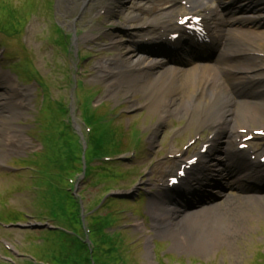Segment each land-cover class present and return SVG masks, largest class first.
Returning a JSON list of instances; mask_svg holds the SVG:
<instances>
[{"label":"rangeland","instance_id":"rangeland-1","mask_svg":"<svg viewBox=\"0 0 264 264\" xmlns=\"http://www.w3.org/2000/svg\"><path fill=\"white\" fill-rule=\"evenodd\" d=\"M10 2L20 3L21 0H11ZM9 4L10 3L8 1L4 0V8L9 7ZM76 5L78 6V4ZM80 9L81 7L78 9L74 5L68 10H62L58 12V14L60 15V21L56 22L54 20L50 22L48 19H46V10L41 7L39 13L33 15L34 17L30 16L28 18L32 23V25L28 29L27 35V37H29L30 43L27 45L28 47H20L23 53H19L20 50L18 53L14 52L13 61L9 63L6 62L7 64H4L3 60L5 59V56H8V53L4 56L0 54V71L4 74H7L11 82H14L24 90H29V96L31 97L29 104L30 106L26 109V111L22 112L20 110V112H16V114L14 112L10 114L12 115V117H15V120H17L14 125L17 130L23 133L26 139V143H23L21 141L14 142L9 139L7 140L8 146L6 145L5 148L2 149L4 150V154L6 155L4 157H1L0 159V212L2 214L4 213L3 215H0L3 217L9 215V211H13L12 213H14L16 217L20 216L22 212H26L29 215L36 214L40 216L47 213V209L42 206L43 195L41 194V191L35 190V187H37V185H35L34 179L39 172H37V170L33 168L29 169L27 164L26 167L22 163L17 162L16 165L19 166V170L17 169L15 174L18 177H14L11 175L14 171L10 167L15 165V160L29 158L30 155L43 151L49 153V151L53 150L52 153H56L55 149H48V147L50 146H48L47 144V137L50 136V131L47 127H45V125L50 121H45V114L43 116V122H41V124H37V121L40 117L39 109L41 107V101L44 100L45 94L39 91L36 84L34 85L33 82H28L27 77L25 76L26 74H23V72L27 68L23 65H25L26 60H30L33 64L31 65V67L35 70L36 73L42 76L43 83L48 85V92L49 94H51V96H53L52 98L59 99L61 97H64L66 100L63 99V101L67 103V101L70 100L71 87H69L68 85H64L67 84L65 83V81L69 80V78L74 77L76 79L77 77L78 72L75 70L77 65L79 64L77 59L75 58L76 55H78L79 52H82V56L85 58L86 50L88 49L87 47L92 48L93 50H100L101 48V45L94 46L91 44H86L87 41H83L81 39L84 34L96 35L97 33H100L101 27L100 24L96 26L91 24V19L87 16L86 10H84V14H82L81 17L79 14ZM55 10L56 9H54V12ZM22 15L24 17H21V21L25 22L27 16H25L23 12ZM79 18L82 19L81 25H84L83 27L80 26V30H78L79 27L75 28V25L79 24V22L75 23V21L76 19L79 20ZM54 24H56V26H59L63 31H65V33L72 36L70 45L68 46V53L70 54H66L63 52L62 48L57 43V36H55V39H53L55 27ZM76 31H82L83 35L81 36L79 34L77 36L75 34ZM91 41L93 40L90 39L89 42ZM7 43L8 38H6L5 36H1L0 47L4 46V44L7 45ZM13 46L14 44L12 42L6 46L10 54L12 49L14 51ZM3 49L4 47L1 48V52L3 51ZM124 51L125 50L123 49L121 50V52ZM73 52V56H70ZM103 57H105V55L100 54L97 57L93 58V62L90 64L89 60L87 62L85 61V63H80L81 66L83 65V67L80 69L81 73L83 74L80 75L79 73V79L81 80L83 77V80L86 84L97 86L92 90V92L96 91L97 89L100 90V88H102L101 91L103 92V95H100L101 97L97 102L102 100L110 101L112 105H122L119 107L120 109L130 107L129 105L123 104L125 94L122 91L123 88L119 89V91H114L115 94L111 93L110 95V92H107L104 83L97 79L98 75L96 76V69L94 67L97 63V59H102ZM17 66L19 67L18 73L20 75V79L22 78L21 80L17 77V74L15 72L16 68L14 69V67ZM90 66H93V68L91 69ZM90 72L93 73L91 78L88 77V73ZM21 73L23 75H21ZM24 82L27 83L24 84ZM86 90H88L87 87L84 86L82 88L80 84L79 92L84 93ZM18 95V97L17 95L12 96V104H15L19 101L21 102L25 97V95L23 94ZM107 95L108 97H105ZM134 98L137 99V101H145V99H148L146 97H142L141 94ZM74 99H77L76 96ZM94 101L95 98L90 101L82 99L81 106L84 110L91 111L93 115H98L99 109L95 107ZM106 105L107 107L109 106V104ZM50 107L55 108L56 102L55 104L52 102V104H50ZM51 108H48V110H50ZM118 111L119 110L115 111L114 113H117ZM72 115L76 119V122H74V126L77 132L82 137V133H84L85 130L80 126L79 122H77L80 114L78 113L76 106L73 107ZM148 116H151L152 118L154 117L151 114H148ZM139 117L140 116L138 114L136 116H133L132 118L134 120H137ZM108 118H110V115L108 116ZM155 118L158 117L156 116ZM118 119L119 116L114 117L113 123L120 125V122L123 119ZM99 120L103 121L104 117H100ZM126 121L127 120H125V122ZM249 124L253 127L258 126L253 123ZM91 125L95 130L97 128H100L98 121L92 122ZM194 126L195 124L191 125V127L193 128ZM101 128H103L104 130H113L119 129L120 127H116L113 124L108 123L107 125H102ZM120 129L121 130L117 132L114 131L110 137L106 136V134L109 136L108 132H106V134L105 132H103L102 134L104 136V139L107 140L108 138H112L116 135L118 137L123 136L126 133L127 129L125 125L121 126ZM104 151V147L97 150L98 153H102ZM55 155L56 154H54V156ZM56 159H58V157ZM132 162V159L126 157L122 162L113 163L110 168L106 170V172L108 173L103 172L105 178H99V176L95 178L96 183H92L90 180L86 181V179L84 180V178H79L75 184H71L73 188H76L77 190H79V192L85 194L87 198V204H84L88 205V207H93L94 202L100 201L104 197L110 196L113 191L114 193H119L120 196H122L121 199L130 201L123 203L113 202L111 204V210L115 212H125L120 215L121 217H118V222L115 228L108 231L109 234H111V232L118 234V237L119 234H122L121 240H118L119 244L122 246L121 251L116 256H122L123 258L128 260L126 261L128 264H260L263 261L264 215L260 212V207H258L257 211L253 213L254 217H249L247 222H245L247 223V226L244 227L245 230L241 229L242 220L237 219L238 232L234 233L229 241H224L211 251H207L204 245H201L202 247L200 248H195L194 242L192 240L193 238L190 232L187 230H183V234L181 235L172 237L175 238V242L167 236V232L164 233L160 230V233L157 235L154 227L155 223L159 224V222L156 221L157 217L155 215H152L153 212L149 208L151 195L157 189V186L153 180H149L151 179V173L149 174V172L145 178H138V176L136 175L138 167L136 170V164ZM57 163L58 160L55 164ZM99 171L102 172L100 168L98 172ZM142 172H144V170ZM18 173L20 174L18 175ZM60 178L63 181L62 177ZM50 182L52 184H56L53 179H51ZM20 187L23 191L17 190V188ZM41 190L43 189L41 188ZM115 201L121 202V200L117 199H115ZM227 201H234V203L240 204L243 209L247 207L245 203L237 200V197L234 196L228 198L226 201L221 202L222 204L219 205V207L222 208V210L225 208V204L227 203ZM220 208H218L217 210H220ZM51 211L54 213L56 212L54 209H52ZM108 211L109 209H107V211H103L101 214L104 213L107 215ZM86 213L84 212L83 214L85 215ZM43 220L38 219L36 220V222H47ZM4 223H6V225H9L7 221ZM27 223L29 222L23 221V223L21 224L27 225ZM31 223L35 224V221ZM6 229L7 228L5 225L4 228L0 226V237H4L5 241L10 242L13 246L17 247V249L23 251V255L32 254L39 257L38 255H35V253L39 254L40 252H45V250L43 249H45L46 247H42V244L44 243L40 240V238H36L32 242H30L28 235H26L28 234V232L25 233L23 231H20L19 229ZM122 229L124 230V232L120 233V230ZM173 234L174 233H172L171 235ZM171 235L169 234V236ZM37 236L38 235H36V237ZM124 236L125 238H127L126 240ZM59 238L61 239V236ZM152 239H155L157 241V244H151ZM99 240L100 242L102 241L101 236ZM148 242L150 243L148 244ZM55 243L57 244V246L50 250L52 252H60L62 247V245H60L61 242L55 241ZM18 244H22L23 247L19 246ZM163 254H168V257L170 258H161ZM51 256L52 253L46 259H51ZM15 257L17 258V260H19L16 262L17 264L24 261L21 255H19V257H17L16 255ZM52 258L55 257L52 256ZM105 261L110 260L106 259Z\"/></svg>","mask_w":264,"mask_h":264},{"label":"bare ground","instance_id":"bare-ground-1","mask_svg":"<svg viewBox=\"0 0 264 264\" xmlns=\"http://www.w3.org/2000/svg\"><path fill=\"white\" fill-rule=\"evenodd\" d=\"M219 5L222 11L231 12V17L225 22V29H220L219 33L217 32L218 36L222 33V36L226 35L236 39L257 36L254 33L242 31L240 27L244 25L260 26L264 24V0H219ZM134 18L139 20L137 16H134ZM145 25L139 23L138 26L144 27ZM234 40L231 39L230 42L235 43ZM127 58H129V61H126L125 64L122 63V67L117 65V67L111 68L110 71H113L115 74L118 73L119 76L124 73L125 77L121 80L120 85L126 86V89L129 91H135L134 87L128 84L133 79L126 80V68L130 72L132 69H141L142 63L138 57L128 56ZM220 63L221 65L231 66L234 69L239 68V71H251V69H245V67L238 66L235 68L231 64ZM105 68L109 67L106 66ZM154 70L157 72L150 74L146 78V81L137 87V92L143 96H149L155 93L152 103L148 107L149 113H157L159 109L164 110L165 104H169L173 105V113L188 115L191 111L192 102L197 100V110L192 116L196 115L195 113H199V128H204L222 121V125L226 129L224 133L226 139L224 149L226 150L233 148L232 140L235 141L238 139L237 131L239 129L247 128L250 125L249 123L259 125L264 122V94L259 93L260 90H264V85L259 87V89L254 87V84H251L247 79H233L234 92L238 96V100L232 105L229 97L220 93L216 94L212 88H205L208 83L203 82L204 80L201 79L209 77L208 74L204 73L201 78H197L196 74L190 71L177 77L175 72L178 73V71L169 67H157ZM223 70L226 71L225 67H223ZM11 83L8 75L0 72V159L6 156L2 149L8 144L7 140L11 139L14 142L21 141L26 143L23 133L17 130L14 125L17 122L15 117H12V115L5 116L7 113L11 114L12 112L16 114L20 110L23 112L22 108L26 109L28 104L25 99L15 104L9 103V98L13 95H17L18 97V94L23 93L26 96L24 93L25 90L19 91L20 89L16 88L17 85ZM190 88L192 92H190ZM27 96H29L28 93ZM228 108H232V115L230 117H227L225 114V109ZM213 119H217V121ZM228 163L239 165V163L234 161H229ZM255 205L260 206V203L256 202ZM261 206L260 212L264 215V206ZM149 207L150 210L156 211L157 213L176 218L180 229L190 232L195 248H200L202 247L201 245H204L207 251L215 249L224 241H229L233 234L238 232L237 219L242 220L241 229L245 230L244 227L247 226L245 222H247L249 217H254L253 213L257 211L253 207V204L243 209L240 204H236L234 201H227L223 210L222 208L220 210L215 209L211 213L210 218L203 222L197 220L195 217L186 216L178 209H172L170 207L162 208L152 204V202H150Z\"/></svg>","mask_w":264,"mask_h":264},{"label":"trees","instance_id":"trees-1","mask_svg":"<svg viewBox=\"0 0 264 264\" xmlns=\"http://www.w3.org/2000/svg\"><path fill=\"white\" fill-rule=\"evenodd\" d=\"M82 252H83V247H82ZM82 252H81V253H82ZM86 260H87V263H86V262H85V263H86V264H89V260H88V259H86Z\"/></svg>","mask_w":264,"mask_h":264}]
</instances>
